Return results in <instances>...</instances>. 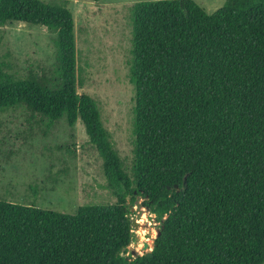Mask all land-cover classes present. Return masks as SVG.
I'll list each match as a JSON object with an SVG mask.
<instances>
[{"label": "trees", "instance_id": "obj_1", "mask_svg": "<svg viewBox=\"0 0 264 264\" xmlns=\"http://www.w3.org/2000/svg\"><path fill=\"white\" fill-rule=\"evenodd\" d=\"M71 1L0 0V27L57 34L50 74L0 68V113L80 120L116 202L65 214L0 200V264H264V0H227L214 14L195 0L133 6L130 169L98 103L78 93ZM141 199L160 222L152 257L127 255Z\"/></svg>", "mask_w": 264, "mask_h": 264}, {"label": "rangeland", "instance_id": "obj_2", "mask_svg": "<svg viewBox=\"0 0 264 264\" xmlns=\"http://www.w3.org/2000/svg\"><path fill=\"white\" fill-rule=\"evenodd\" d=\"M159 0H72L78 52V93L99 105L103 124L125 166L132 163L135 88L130 82L132 8ZM208 14L227 0H195ZM57 34L40 26L13 22L0 27V68L26 78L50 74L56 62ZM48 120L24 107L0 113V200L75 214L84 205L113 204L103 160L79 120L70 128L63 118ZM68 148L75 153L69 154ZM132 208L135 241L127 255L153 248L160 222L142 206Z\"/></svg>", "mask_w": 264, "mask_h": 264}, {"label": "water", "instance_id": "obj_3", "mask_svg": "<svg viewBox=\"0 0 264 264\" xmlns=\"http://www.w3.org/2000/svg\"><path fill=\"white\" fill-rule=\"evenodd\" d=\"M176 188L178 189V186H176ZM133 227L137 228L138 225L135 221H133ZM144 252L146 254L147 257H152L153 256V248H150V244L149 243H145L144 245Z\"/></svg>", "mask_w": 264, "mask_h": 264}]
</instances>
